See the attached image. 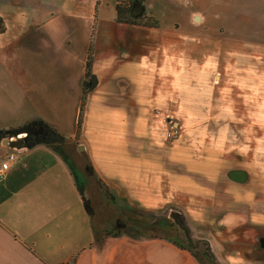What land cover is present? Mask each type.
<instances>
[{
    "label": "crops",
    "instance_id": "crops-1",
    "mask_svg": "<svg viewBox=\"0 0 264 264\" xmlns=\"http://www.w3.org/2000/svg\"><path fill=\"white\" fill-rule=\"evenodd\" d=\"M262 3L263 18L253 7L252 16L237 15L242 25L229 6L227 35L205 50L174 25L117 21L116 0H0V69L16 96L5 94V110L27 103L33 114L22 125L41 119L74 141L94 27L98 83L75 141L94 180L114 201L183 205L217 264H264ZM146 4L140 15L154 16ZM164 113L183 125L177 142L165 137ZM4 139L0 162L11 150L16 159L0 180V264H199L132 231L100 239L85 182L66 158L45 144L11 149Z\"/></svg>",
    "mask_w": 264,
    "mask_h": 264
},
{
    "label": "rangeland",
    "instance_id": "rangeland-1",
    "mask_svg": "<svg viewBox=\"0 0 264 264\" xmlns=\"http://www.w3.org/2000/svg\"><path fill=\"white\" fill-rule=\"evenodd\" d=\"M189 3H185V0H143L147 2L146 9H150L153 14L152 17L146 16V19H149L150 22H154L156 27L165 28L168 26L174 25L176 27V31H181V34H185L189 37L198 36L204 40V48L205 50H210V40L214 35L225 36L227 35V23L229 22V6H232L230 9L231 15L239 25V19L237 15L239 13H246L248 16H252L253 7L257 8L256 2L261 4L264 0H188ZM258 9V8H257ZM256 9V10H257ZM141 8H137L134 10L135 16H141L140 13ZM260 13L259 18H263L261 16L262 12L258 9L255 13ZM139 14V15H138ZM146 15V14H145ZM251 18H249L250 20ZM144 22L145 20L142 19ZM252 22V20H250ZM255 22V20H253ZM257 24V23H256ZM147 27V26H146ZM149 27V26H148ZM155 27V28H156ZM4 28V27H3ZM178 31V32H179ZM247 34H252L249 31H246ZM253 36L258 35L252 34ZM207 43V44H206ZM203 47V46H202ZM11 78L9 75L3 70L0 69V126H13L12 128H16L18 126H22L23 119L31 114L33 111L31 107L28 106L27 103H22L20 111L18 109H12L11 111H6L4 106V97L5 94H10L9 92L14 94V89L12 88ZM12 108V107H11ZM157 114L160 111H156ZM164 115L163 114L162 119ZM175 123L178 125L180 130L179 137L174 141H168L170 143L177 142L184 132V128L178 123L176 117L170 115ZM163 122V120H162ZM165 125V123L163 122ZM166 129L167 126L165 125ZM11 128V127H10ZM26 133H20L16 136V138H20L22 135L25 136ZM2 137H6L3 132H0ZM22 136V137H23ZM13 138V137H10ZM78 144H64L59 147L58 150L55 148L56 152L62 153L66 158L67 163L71 166L73 172L75 173L77 180L80 176L82 180L85 182L84 193L88 198V204L92 211L93 215V227L100 233V239L104 238V233L106 231H114V225L119 221L121 223L131 224L133 221L136 223L139 221L143 223H158L160 225H164L165 223H169L170 220L177 219V217H181V220L191 226H195L194 222H192L187 215L185 214L183 205L180 204H167L164 207H158L147 209L141 205L135 203H128L121 197H118L115 201H111V198L105 195V190L102 188L96 180H94L92 174L90 173V165L84 161L80 157V151L77 149ZM54 149V148H53ZM38 150V149H37ZM41 151V150H38ZM62 151V152H61ZM43 152V151H41ZM1 153V152H0ZM45 153V152H43ZM1 155V154H0ZM2 158V156H0ZM51 155H47L43 157V163L51 162ZM172 213H175L173 216ZM146 225V224H145ZM159 230V232H157ZM194 231L195 229L192 228ZM196 231V230H195ZM149 235H163V231L161 229H157L153 231V233L149 231H144ZM194 233V232H193ZM121 236V235H120ZM119 236V237H120ZM202 235H198L197 238L202 240ZM183 241V238L181 239ZM182 243V242H180ZM184 243V242H183Z\"/></svg>",
    "mask_w": 264,
    "mask_h": 264
},
{
    "label": "trees",
    "instance_id": "trees-1",
    "mask_svg": "<svg viewBox=\"0 0 264 264\" xmlns=\"http://www.w3.org/2000/svg\"><path fill=\"white\" fill-rule=\"evenodd\" d=\"M135 3L141 4L143 3V0H135ZM115 10H116V20L119 22H128L132 23L135 25H144V26H149V27H156L155 23L152 21L150 22L149 19H146V15H141V16H135L133 17L131 14H135L134 10L131 6L130 0H116V5H115ZM142 19L145 21L143 22ZM4 28L1 25V19H0V32H3ZM94 36H95V28L93 27L92 33H91V38H90V44L87 52V58H86V63H85V72H84V81L82 85V92H81V101H80V107H79V114H78V119H77V133H76V139H79V134L83 122V117H84V109H85V104L87 100L88 94L97 86L98 80L95 77V75L92 73L91 68H92V63H93V51H94ZM33 128H36L37 130L44 131V130H53L54 132H58L55 129H53L50 125L45 123L41 119H35L33 121L27 122L22 126L16 127V128H10L8 130H11L14 133L18 132H26L27 135H29L31 130ZM6 130L2 131L3 133ZM61 134V133H60ZM37 142H43L41 141H36V140H27L25 138V144L28 147H34ZM105 190V195L109 198H111V201H114V198L110 195L108 190L105 187H102ZM85 207L88 209V203H85ZM119 232L115 231L114 236H117ZM107 236H110L108 234ZM171 244L176 246L180 250H185L189 252L192 256H194L195 259L199 261V264H205V260H210L211 255L206 249L203 250H195L193 251L190 248H187L183 246L181 243L174 241L173 237H165ZM71 264H74V262H71Z\"/></svg>",
    "mask_w": 264,
    "mask_h": 264
},
{
    "label": "flooded vegetation",
    "instance_id": "flooded-vegetation-1",
    "mask_svg": "<svg viewBox=\"0 0 264 264\" xmlns=\"http://www.w3.org/2000/svg\"><path fill=\"white\" fill-rule=\"evenodd\" d=\"M130 3H131L133 10L140 8V6L142 4L141 3L139 5V4L135 3V0H130ZM131 15L133 17H135L134 14H131ZM30 132L31 133L29 135L25 134V136H26L25 138H27V140H31V139L36 140V141H41V139L43 140V142H41V143L37 142V144H35V146H38L40 144H45V145L50 146L51 148H54V149L57 148L58 149L65 142H66V144H69V143L74 144V143H76L75 141H77L76 137H75V140L73 141L72 139L65 138V136L60 134L59 132H54L53 130L52 131L51 130H44L42 132L40 130H37L36 128H33ZM58 150H60V149H58ZM171 214H173V216L175 215V213H172V212H171ZM115 228L116 229L114 231H111V230L106 231L104 233V237H117V236L119 237L120 235H122L126 231H132L134 233V235H136V237H139V238H155V239H161V240H165V241H168L165 237L170 236V237H173L174 241H177L179 243L182 242L181 244L183 246L190 248L193 251H195L196 249L197 250L206 249L209 252V254L211 255V258L208 261L205 260V264H217V261H216L215 257L213 256V253L211 251V247H210L209 242L205 239H202V240L198 239L195 236V233H193L192 226L185 224L181 220L180 215H179V217H177V219L170 220L169 223H165L164 225H160V224L154 223V222L151 224L150 223H143L142 224L139 221L137 223H136V221H133V223H131V224L130 223L126 224V223H121L118 221ZM158 228L163 231L162 232V233H164L163 235L162 234L161 235H157V234L149 235V234L144 232V231H146V232L149 231L150 233L151 232L153 233V231L157 230ZM115 231L119 232L117 236H114ZM157 232H159V230ZM108 234H110V236H107ZM182 238H183V241L181 240ZM183 251H185V250H183ZM192 257L194 258V256H192ZM195 260L199 263V261L197 259H195Z\"/></svg>",
    "mask_w": 264,
    "mask_h": 264
},
{
    "label": "built area",
    "instance_id": "built-area-1",
    "mask_svg": "<svg viewBox=\"0 0 264 264\" xmlns=\"http://www.w3.org/2000/svg\"><path fill=\"white\" fill-rule=\"evenodd\" d=\"M185 3H189L188 0H185ZM163 122L167 126L165 137L168 141H174L176 140L180 135V130L178 125L175 123V121L172 119L170 115H164ZM16 154L14 150H11L8 152L4 159L0 162V180H2L5 176L6 171L9 168V165L11 162L15 161Z\"/></svg>",
    "mask_w": 264,
    "mask_h": 264
},
{
    "label": "water",
    "instance_id": "water-1",
    "mask_svg": "<svg viewBox=\"0 0 264 264\" xmlns=\"http://www.w3.org/2000/svg\"><path fill=\"white\" fill-rule=\"evenodd\" d=\"M20 133H26V132H18V133H14L11 130H6L3 134L6 136L4 139V144L6 147L11 148V149H20L21 147L23 148H33V147H28L25 144V137L22 138H16V136ZM27 135V133H26ZM10 137H13L12 140H9Z\"/></svg>",
    "mask_w": 264,
    "mask_h": 264
}]
</instances>
